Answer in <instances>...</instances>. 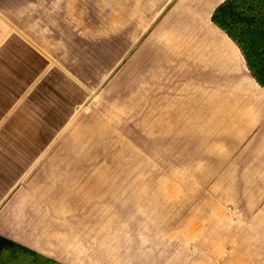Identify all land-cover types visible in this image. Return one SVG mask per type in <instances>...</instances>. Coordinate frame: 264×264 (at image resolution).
<instances>
[{
  "label": "rangeland",
  "instance_id": "obj_1",
  "mask_svg": "<svg viewBox=\"0 0 264 264\" xmlns=\"http://www.w3.org/2000/svg\"><path fill=\"white\" fill-rule=\"evenodd\" d=\"M124 2L125 57L94 74L74 151L0 233V264H264V40L244 43L251 71L213 9ZM238 5L264 19V0Z\"/></svg>",
  "mask_w": 264,
  "mask_h": 264
},
{
  "label": "crops",
  "instance_id": "obj_2",
  "mask_svg": "<svg viewBox=\"0 0 264 264\" xmlns=\"http://www.w3.org/2000/svg\"><path fill=\"white\" fill-rule=\"evenodd\" d=\"M144 1L152 8L167 0ZM227 1L189 0L187 8L200 15L213 9L217 24L215 12ZM134 2L142 8L143 0ZM121 3L0 0V233L5 237L23 231L14 218L30 215L29 202L47 199L49 170L63 168L62 155L74 151L63 142L93 100L94 74L98 82L108 79L125 57Z\"/></svg>",
  "mask_w": 264,
  "mask_h": 264
},
{
  "label": "trees",
  "instance_id": "obj_3",
  "mask_svg": "<svg viewBox=\"0 0 264 264\" xmlns=\"http://www.w3.org/2000/svg\"><path fill=\"white\" fill-rule=\"evenodd\" d=\"M239 7L238 0H229L215 12L213 20L239 45L245 54L249 69L254 71L250 59L253 53L250 51L251 46L249 44L244 45V43L254 39L264 40V19L251 14L250 8H244L246 12H240L238 11ZM253 75L258 82H264V79L256 72Z\"/></svg>",
  "mask_w": 264,
  "mask_h": 264
}]
</instances>
